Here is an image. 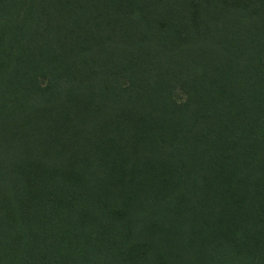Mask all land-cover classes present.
I'll return each mask as SVG.
<instances>
[{
    "label": "trees",
    "instance_id": "trees-1",
    "mask_svg": "<svg viewBox=\"0 0 264 264\" xmlns=\"http://www.w3.org/2000/svg\"><path fill=\"white\" fill-rule=\"evenodd\" d=\"M0 264H264V0H0Z\"/></svg>",
    "mask_w": 264,
    "mask_h": 264
},
{
    "label": "rangeland",
    "instance_id": "rangeland-1",
    "mask_svg": "<svg viewBox=\"0 0 264 264\" xmlns=\"http://www.w3.org/2000/svg\"><path fill=\"white\" fill-rule=\"evenodd\" d=\"M176 97H177V100L182 101V100H184L185 95L182 94L180 91H178L176 94Z\"/></svg>",
    "mask_w": 264,
    "mask_h": 264
}]
</instances>
